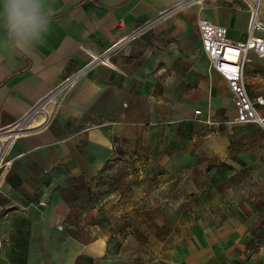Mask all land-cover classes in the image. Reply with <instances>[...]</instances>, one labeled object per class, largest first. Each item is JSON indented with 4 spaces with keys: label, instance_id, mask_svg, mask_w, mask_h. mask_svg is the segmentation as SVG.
I'll return each mask as SVG.
<instances>
[{
    "label": "crops",
    "instance_id": "0c3cea01",
    "mask_svg": "<svg viewBox=\"0 0 264 264\" xmlns=\"http://www.w3.org/2000/svg\"><path fill=\"white\" fill-rule=\"evenodd\" d=\"M44 10L47 30L31 45L21 40L17 47V37L0 26V144L6 162L0 167V264H234L264 221L250 199L215 203L210 197L202 224L147 260L140 253L109 254L73 197L116 147L160 143L148 141L147 132L159 130L164 117L172 122L197 105L204 118L213 115L220 124L236 116L232 92L209 68L199 22L244 41L246 3L44 0ZM258 18L264 21V13ZM248 58L243 77L254 101L264 98V58L251 51ZM77 74L56 104H43L27 120L26 132L5 143L18 121ZM262 105L255 109L264 119ZM227 160L234 166L247 162L241 154Z\"/></svg>",
    "mask_w": 264,
    "mask_h": 264
},
{
    "label": "rangeland",
    "instance_id": "374dc122",
    "mask_svg": "<svg viewBox=\"0 0 264 264\" xmlns=\"http://www.w3.org/2000/svg\"><path fill=\"white\" fill-rule=\"evenodd\" d=\"M56 101L57 96L47 107ZM195 108L199 113L184 112L172 122L164 117L159 130L147 132L148 141L160 143L116 147L73 197L86 208L83 220L93 237L106 240L109 254L140 253L148 260L164 253L202 224L210 197L215 203L250 199L264 215V122L235 116L220 124ZM240 154L247 162H228ZM234 264H264V221Z\"/></svg>",
    "mask_w": 264,
    "mask_h": 264
},
{
    "label": "built area",
    "instance_id": "2783aa9c",
    "mask_svg": "<svg viewBox=\"0 0 264 264\" xmlns=\"http://www.w3.org/2000/svg\"><path fill=\"white\" fill-rule=\"evenodd\" d=\"M250 10L247 37L244 41L236 42L225 36V29L215 26L205 20L199 22V32L202 42V50L207 55L209 68L216 71L227 83L233 96V104L236 110L235 120L239 122L258 121L264 119L257 116L254 104H264V98L257 97L252 101L245 89L243 67L249 61L248 53L251 51L257 57L264 58V21L259 20L258 15L264 11L262 0H243ZM258 32H261L259 34ZM98 59V57H97ZM78 74L68 77L59 83L44 100L35 105L33 109L20 121H18L5 136V143L26 132L27 120L35 113L41 112L43 104L51 102L57 96L56 103L75 83ZM54 103V104H56ZM199 113V110H195ZM4 144H0V167L6 162L3 156ZM44 205V202H39ZM62 228L61 224L56 226ZM1 243V242H0Z\"/></svg>",
    "mask_w": 264,
    "mask_h": 264
},
{
    "label": "clouds",
    "instance_id": "9594fccd",
    "mask_svg": "<svg viewBox=\"0 0 264 264\" xmlns=\"http://www.w3.org/2000/svg\"><path fill=\"white\" fill-rule=\"evenodd\" d=\"M0 26L17 37V47L21 40L30 45L39 41L48 27L44 0H0Z\"/></svg>",
    "mask_w": 264,
    "mask_h": 264
},
{
    "label": "water",
    "instance_id": "95a60500",
    "mask_svg": "<svg viewBox=\"0 0 264 264\" xmlns=\"http://www.w3.org/2000/svg\"><path fill=\"white\" fill-rule=\"evenodd\" d=\"M98 59H100V57H98Z\"/></svg>",
    "mask_w": 264,
    "mask_h": 264
},
{
    "label": "bare ground",
    "instance_id": "6f19581e",
    "mask_svg": "<svg viewBox=\"0 0 264 264\" xmlns=\"http://www.w3.org/2000/svg\"><path fill=\"white\" fill-rule=\"evenodd\" d=\"M259 2V1H258Z\"/></svg>",
    "mask_w": 264,
    "mask_h": 264
},
{
    "label": "trees",
    "instance_id": "16d2710c",
    "mask_svg": "<svg viewBox=\"0 0 264 264\" xmlns=\"http://www.w3.org/2000/svg\"><path fill=\"white\" fill-rule=\"evenodd\" d=\"M121 150V149H120Z\"/></svg>",
    "mask_w": 264,
    "mask_h": 264
}]
</instances>
